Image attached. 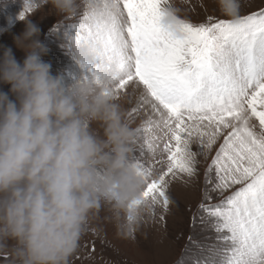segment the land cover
<instances>
[{
	"label": "snow or ice",
	"instance_id": "6c2138e0",
	"mask_svg": "<svg viewBox=\"0 0 264 264\" xmlns=\"http://www.w3.org/2000/svg\"><path fill=\"white\" fill-rule=\"evenodd\" d=\"M81 8L63 32L61 47L79 69L67 77L107 83L114 97L138 91L132 112L144 117L132 156L144 187L126 206L129 231L143 210L168 211L171 182L196 177L197 157L215 150L192 225L216 235L210 244L188 237L198 249L191 264H264V9L193 23L169 0H90ZM32 10L25 0L20 19ZM80 45L94 52L91 64L76 61ZM157 150L167 156L158 175L142 160Z\"/></svg>",
	"mask_w": 264,
	"mask_h": 264
},
{
	"label": "clouds",
	"instance_id": "9594fccd",
	"mask_svg": "<svg viewBox=\"0 0 264 264\" xmlns=\"http://www.w3.org/2000/svg\"><path fill=\"white\" fill-rule=\"evenodd\" d=\"M44 2L72 16L90 0ZM218 3L239 15V0ZM23 20L13 36L23 61L0 46V85L10 86L0 88V252L11 264H68L100 202L126 209L144 179L132 161L134 130L107 83L53 74L41 28ZM75 58L88 65L96 56L80 45Z\"/></svg>",
	"mask_w": 264,
	"mask_h": 264
},
{
	"label": "rangeland",
	"instance_id": "374dc122",
	"mask_svg": "<svg viewBox=\"0 0 264 264\" xmlns=\"http://www.w3.org/2000/svg\"><path fill=\"white\" fill-rule=\"evenodd\" d=\"M25 0H0V46L13 49L16 58L23 61L25 53L17 49L14 35L21 34L25 29L24 20L20 19ZM33 10L25 13V21H32L42 30L43 40L49 52L43 57L52 65L53 74L78 71V65L69 54V50L61 47L64 43L65 26L79 21L80 8L75 15L69 16L57 12L52 4L44 0H32ZM178 9L180 18L193 23L213 20L232 19L220 11L218 0H169ZM239 15H249L264 9V0H239ZM10 86L0 85L4 91ZM115 97V102L125 111L133 130L141 126L143 117L132 112L125 106L123 96ZM131 113V115H130ZM194 151H199L198 145H193ZM215 150L205 158L198 156V175L194 178L183 177L173 180L169 188L172 203L168 211L157 205L153 211L143 210L139 219L132 225L130 232L127 225V209L115 210L110 203L102 200L100 206L89 217L84 232L76 250L69 256L68 264H178L184 258V264H191V258L198 252L195 244H190L188 237L200 244L213 243L215 233L211 230L202 231L197 224L192 225L193 214L203 199L204 174ZM132 155L139 156L138 144L132 145ZM143 162L154 169V174L166 171L167 156L159 150L153 155L145 151ZM187 180V183L184 181ZM228 194V193H225ZM217 202L219 196L213 194ZM190 209V210H189ZM211 237L213 239H206ZM190 249L185 252V249ZM5 253L0 252V257ZM10 256L5 264H11Z\"/></svg>",
	"mask_w": 264,
	"mask_h": 264
},
{
	"label": "bare ground",
	"instance_id": "6f19581e",
	"mask_svg": "<svg viewBox=\"0 0 264 264\" xmlns=\"http://www.w3.org/2000/svg\"><path fill=\"white\" fill-rule=\"evenodd\" d=\"M123 99H124V105L127 107L130 105L131 108L137 106L138 103V91H129L127 94L124 93ZM141 117H143L142 114H140ZM144 119V117H143Z\"/></svg>",
	"mask_w": 264,
	"mask_h": 264
}]
</instances>
